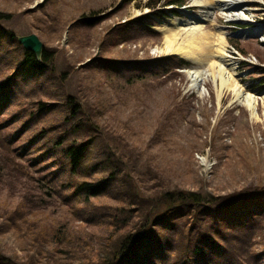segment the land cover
<instances>
[{
  "label": "rangeland",
  "instance_id": "1",
  "mask_svg": "<svg viewBox=\"0 0 264 264\" xmlns=\"http://www.w3.org/2000/svg\"><path fill=\"white\" fill-rule=\"evenodd\" d=\"M200 1L188 0L180 16L157 19L154 28L158 32L151 36L129 43H109L106 36L112 27L149 8L132 3L123 7V0H0V9L9 12V28L17 35L37 33L44 49L54 47L53 58L60 71L73 64L72 72L65 75V82H69L65 88L102 104L105 114L97 122H119L130 129H119L120 134H112L115 138H106L105 129L98 126L105 134L107 149L114 150L126 163L137 197L144 203L147 196H158L167 189L225 196L264 186V87H259L264 82L258 81L264 76V0L250 1L249 21H227L218 6L209 8L213 14L202 27L210 41L217 38L218 32L226 33L227 54L238 56L231 47L243 54L244 62L236 59L239 62L231 70L238 83L258 97V117L235 99L232 91L224 89L219 96L220 82L217 89L211 77L202 82L207 90L204 94L190 86L185 69L208 70L210 62L204 57L194 60L176 53L190 64L179 67L176 73L139 81L132 88L94 69L96 58L144 61L171 55L163 50L167 34L176 32L178 44L187 38V32L170 31L174 28L170 23L176 17L193 20L194 16H203L207 7ZM82 14L105 18L92 27L73 28ZM105 37L108 45L103 46ZM47 82L42 86L57 89L55 81L48 78ZM112 113L118 118L115 123L107 122ZM132 132L146 142L130 140ZM94 141L95 151L104 148V142L96 136ZM17 162L0 149V251L20 264H78L71 254V237L65 236L70 222L64 218L63 204L39 192L34 178ZM165 182L168 185H162ZM71 230L79 233L73 224ZM36 254L42 260L34 262Z\"/></svg>",
  "mask_w": 264,
  "mask_h": 264
},
{
  "label": "trees",
  "instance_id": "2",
  "mask_svg": "<svg viewBox=\"0 0 264 264\" xmlns=\"http://www.w3.org/2000/svg\"><path fill=\"white\" fill-rule=\"evenodd\" d=\"M187 1L123 0V7L132 3L149 11L112 27L108 42L129 43L157 33V19L181 15L176 7ZM7 12L0 9V149L7 158L19 160L39 192L63 204L64 218L70 222L65 236L71 237L76 252L71 254L78 264H264L263 185L225 196L167 189L147 196V203L141 201L126 163L107 149L104 139L105 134L113 138L119 129H130L115 123L113 113L107 122L115 124L97 122L105 114L102 104L65 88V75L73 64L60 71L51 46L43 50L41 60L26 50L8 27ZM104 18L83 15L72 27H92ZM106 37L103 46L108 45ZM93 62L94 69L128 88L190 64L175 55ZM48 78L57 89L42 86L51 82ZM258 81L264 82V76ZM98 126L105 129L104 135ZM95 136L104 142L97 151ZM130 138L135 143L147 140L134 132ZM72 224L78 234L72 232ZM32 259L42 257L36 254ZM0 264L20 263L0 251Z\"/></svg>",
  "mask_w": 264,
  "mask_h": 264
},
{
  "label": "bare ground",
  "instance_id": "3",
  "mask_svg": "<svg viewBox=\"0 0 264 264\" xmlns=\"http://www.w3.org/2000/svg\"><path fill=\"white\" fill-rule=\"evenodd\" d=\"M250 1L251 0H201L200 3L207 7L206 13L203 16H194L193 20L176 17L175 20L170 23L174 27L170 29V31L179 29L183 32H187V38H184L182 42L177 44V33L173 32L172 36L171 34H167L163 50L165 52L177 53L182 57L194 60H200L201 57H204L210 62V68L208 70L202 71L190 67L185 69L191 81L190 86L200 94H204L207 90L202 85V82L207 77H211L215 81L217 89L218 83L220 82V87L218 89L219 96L224 89L232 91L234 98L241 104H245L252 111L254 116L258 117V97L241 86L234 72L231 70V67L234 68L236 62L232 60L233 55L227 54L226 33L220 31L218 32L217 38L210 41V39H207V34L202 31V27L204 26L203 22L207 20L208 16L213 14V10H209V8H217V6L227 18L249 21L247 11L251 10L248 7ZM181 24H185L186 26L183 28Z\"/></svg>",
  "mask_w": 264,
  "mask_h": 264
},
{
  "label": "water",
  "instance_id": "4",
  "mask_svg": "<svg viewBox=\"0 0 264 264\" xmlns=\"http://www.w3.org/2000/svg\"><path fill=\"white\" fill-rule=\"evenodd\" d=\"M18 40L26 50L32 51L41 60L45 45L37 33L19 35Z\"/></svg>",
  "mask_w": 264,
  "mask_h": 264
}]
</instances>
